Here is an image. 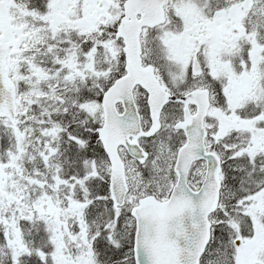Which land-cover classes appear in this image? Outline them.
Masks as SVG:
<instances>
[{
	"label": "snow or ice",
	"instance_id": "1",
	"mask_svg": "<svg viewBox=\"0 0 264 264\" xmlns=\"http://www.w3.org/2000/svg\"><path fill=\"white\" fill-rule=\"evenodd\" d=\"M0 264H264V0H0Z\"/></svg>",
	"mask_w": 264,
	"mask_h": 264
}]
</instances>
